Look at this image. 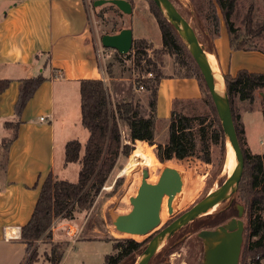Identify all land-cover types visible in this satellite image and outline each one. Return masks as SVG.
Instances as JSON below:
<instances>
[{
	"label": "trees",
	"instance_id": "obj_1",
	"mask_svg": "<svg viewBox=\"0 0 264 264\" xmlns=\"http://www.w3.org/2000/svg\"><path fill=\"white\" fill-rule=\"evenodd\" d=\"M239 0H210L209 12L205 18L206 29L212 39L221 33V22L227 28L230 46L234 50H252L250 38L258 37L264 31V24L257 27L253 24V10L249 8L245 15V32L242 36L236 27L233 15ZM162 35V47L159 55L174 56L175 74L182 77H196L203 90L205 102L211 106V114H187L174 109L169 120L168 139L166 142L157 140V130L161 119L157 116V95L161 78L165 76L158 61L148 55L151 47L146 39H135L128 55L117 52L120 57L133 56L134 69L137 78L150 90L148 104L139 102H113L108 85L101 76L84 78L80 81L81 114L83 125L89 130V138L81 154L82 144L73 139L66 144V162H79L81 168L78 180L58 179L50 172L41 184L40 194L29 221L21 229V239L26 244L28 258L24 264H34L38 249L35 246L40 239H53L52 225L57 219L74 220L76 214L89 211L96 196L108 181L120 156H129L134 150V143L142 140L149 145H156V154L161 162L166 156L184 152L193 154L204 152L210 158V146L221 143L224 149L226 136L218 116L212 96L207 88L202 72L186 44L171 22L159 10L153 0H149ZM133 54V55H132ZM152 72V77L143 74ZM46 80L42 73L19 79L20 90L15 104V120L7 121L5 126L12 131L2 139L1 147L7 158L10 144L17 137L18 125L22 112L28 101L33 97L37 88ZM227 90L231 102L235 127L242 146L244 124L241 116L245 109H239L236 114L233 102L237 98L240 102L252 104L256 92L264 90V72L240 69L235 75L225 74ZM12 79H0V94L10 85ZM262 112L264 115V97L262 98ZM128 131L126 142L122 135V125ZM243 149L245 169L238 188V194L246 206L248 223L245 226L244 242L239 264H263L264 259V155ZM5 158V161H6ZM119 180V179H118ZM116 180V183L118 182ZM197 220L199 223L217 224L219 215ZM113 241L116 253L107 255L105 264H121L126 258L143 249L146 240L138 241L133 237L109 238ZM67 242H55L51 247L49 257L52 264H60L64 257V247Z\"/></svg>",
	"mask_w": 264,
	"mask_h": 264
},
{
	"label": "rangeland",
	"instance_id": "obj_2",
	"mask_svg": "<svg viewBox=\"0 0 264 264\" xmlns=\"http://www.w3.org/2000/svg\"><path fill=\"white\" fill-rule=\"evenodd\" d=\"M175 1L191 20L199 37L207 48L209 50H214L215 40L209 36L206 29L207 21L205 20L207 13L209 12L210 0ZM250 7H252L253 10L254 26L257 27L264 24V0H239L236 12L233 15V20L236 27L239 28V32L242 36H246L245 15ZM94 13V17L92 16L89 22L91 27L97 32L96 34L101 36L104 33L113 32L121 28L123 25L132 24L134 40L146 38V40L151 43V47L148 49V55L158 61V64L162 66L164 73L170 74L175 72L176 69H174L173 65L174 56L170 54H163L161 56L158 53L162 47V38L159 27L157 26V20L154 14H152L149 0H140L137 9L133 12L131 17L124 15L114 5H104L98 8L94 7ZM89 33V36L91 37V31ZM223 38H225V43L221 46L223 47L221 52L222 54L223 52L224 54L227 52L228 56H232L230 64H228L232 74H235L241 68L256 72H264V31L258 37H249L250 44L255 47V49H253L254 51H232L228 44V37L224 36ZM102 51L104 53L102 57L104 69L109 75L108 87L112 101L114 94L120 92L123 96L120 102L124 100H132L134 102H139L142 105L144 103L147 104L150 90L147 89L145 85L142 90H136L134 87L135 81H138V72L134 69L133 56L120 57L117 55V50L105 46L102 47ZM263 97L264 90H262L261 93H259V91L256 92V97L252 104L249 102H240L237 98H235L233 102L236 114L241 108L250 110L244 118V134L241 136L243 148L262 155H264ZM183 108L185 109L183 110ZM174 109L186 112L187 114L210 115L212 112L211 106L205 102L204 97L201 101L194 102L192 105L187 104L186 106L181 107V109L175 105ZM168 131L169 121L166 119L159 126L157 140L160 142H166L168 139ZM11 133L12 131L8 129L2 131L3 136L10 135ZM122 135L126 142L130 143L127 139L128 131L124 124L122 125ZM65 138L69 139L64 141ZM88 138L89 130L82 122L74 127L72 131L67 130L65 133H56L54 148L55 164L53 168L56 178L67 179L73 182L78 180L81 164L79 162H66V144L70 140L78 139L82 144L81 154H83ZM228 140L229 139L225 142L224 149H222L221 143L211 144L209 159L205 157L204 152L197 151L193 154L179 152L166 156V160L161 162L156 154V145H153V151L156 154L155 164L157 167L150 170L149 167L143 166L131 170L132 173L130 171L123 172V170L127 167L133 150L129 156H120L108 181L96 196L92 208L87 212L76 214L74 220H55L52 225V231L60 236H55L54 234L53 239L44 237L36 242L35 246L37 247L38 252L34 264H52L49 259L52 244L61 241L67 242V245L64 247V255L67 249L70 248L62 260V264H105L107 255L117 252V250L113 248V241L109 240V238L122 239L129 237L122 235V233L116 230L114 220L117 215L127 213L131 210L132 204L130 197L137 194L142 180L143 169L147 168L149 170L148 181L155 184L160 182V173L166 165L170 164L181 168L189 179L188 186L185 190V203L183 205L185 208L202 197L213 186L228 179V175L225 173ZM136 142L137 141L134 143V147H136ZM5 158V152L3 148L0 147V183H2L4 178L7 177L2 170ZM116 180H118V182L116 183V186H114ZM241 207H243L244 212L242 219L244 220L245 225H247L248 217L246 206L237 191L224 199L221 204L213 206L200 216L195 217L194 220L177 232L170 239L154 264H204V242L198 236V232L203 228H215L219 224L227 222L232 215H237L238 212H240ZM175 215L176 214L173 213L170 219ZM208 215H211L212 217L219 215V223H209L204 225L197 221L201 219L211 221L213 218L206 219ZM170 219L168 221H170ZM166 223L161 227L154 229L144 237L139 239L135 238L138 241L147 239L143 249L126 258L121 264H134L144 256L146 252L145 249L160 233ZM73 225H76L77 227L75 226L76 230L71 233L70 227ZM56 237H61L63 240H55L57 239ZM88 239L93 240L88 241ZM17 248L16 252L13 250L4 254L3 252H0V264H24L28 255L25 254L23 247L21 253L20 246Z\"/></svg>",
	"mask_w": 264,
	"mask_h": 264
},
{
	"label": "crops",
	"instance_id": "obj_3",
	"mask_svg": "<svg viewBox=\"0 0 264 264\" xmlns=\"http://www.w3.org/2000/svg\"><path fill=\"white\" fill-rule=\"evenodd\" d=\"M93 1L0 0V79H12L0 94V147L5 136L2 131L7 129L5 123L16 118L19 79L40 73L46 76L22 112L17 137L9 146L2 168L7 176L0 183V252L3 254L16 252L19 246L20 253L23 247L26 254L21 229L32 216L41 184L53 172L56 133L72 131L82 122L80 81L98 77L104 69L97 52L102 48L101 36L89 22L95 15ZM129 1L134 12L140 0ZM221 23V33L214 39L215 48L211 51L217 55L223 73L235 75L240 69L231 73L228 64L232 56L221 52L225 43L223 37H228L232 51L254 50L232 49L225 23L223 20ZM134 87L141 90L136 84ZM203 97L196 77L165 73L158 86L157 116L161 123L169 121L175 105L181 109ZM122 98L121 93L116 92L113 102H120ZM249 111L245 110L241 116L243 124ZM8 230H17V234L8 236Z\"/></svg>",
	"mask_w": 264,
	"mask_h": 264
},
{
	"label": "water",
	"instance_id": "obj_4",
	"mask_svg": "<svg viewBox=\"0 0 264 264\" xmlns=\"http://www.w3.org/2000/svg\"><path fill=\"white\" fill-rule=\"evenodd\" d=\"M153 1L180 34L198 64L215 104L226 140L229 139L233 147L237 169L231 177L216 184L202 197L184 208L185 190L189 182L185 172L177 166L166 165L159 176L160 185H155L148 181L149 170L144 168L137 194L130 197L131 210L115 217L116 230L120 233L133 235L147 234L160 222V208L165 195L168 197L169 211L176 215L166 223L151 244L147 246L144 256L134 264H154L170 239L197 217L193 214L199 207L214 197H225L226 199L238 191L245 169L244 153L235 127L225 74L221 69L217 55L207 48L191 20L175 0ZM104 5H114L129 17L133 14V4L129 0L93 1L95 8ZM100 41L103 46L111 47L119 53L127 55L133 47V26L127 24L113 32L104 33L101 35ZM209 55L214 56L216 72L212 69ZM242 212L243 207L240 208V217H232L215 228H203L198 232V236L204 242V264L239 263L246 226L241 217Z\"/></svg>",
	"mask_w": 264,
	"mask_h": 264
},
{
	"label": "bare ground",
	"instance_id": "obj_5",
	"mask_svg": "<svg viewBox=\"0 0 264 264\" xmlns=\"http://www.w3.org/2000/svg\"><path fill=\"white\" fill-rule=\"evenodd\" d=\"M209 61L211 63V66L215 70V59L213 55H209ZM216 72V70H215ZM153 145H149V143L142 141V140H137L136 142V147L133 150V153L131 157L129 158V163L127 167L123 170V172H131V170L141 168L143 166L149 167L151 169H155L157 167L156 163V154L153 151ZM237 169V161H236V156L233 150V147L231 145L230 140H228L227 143V156H226V162H225V173L228 175V178L231 177ZM132 173V172H131ZM140 178V177H139ZM155 185H160L159 183H155ZM167 195H165L163 199V203L160 208V222L153 227L148 233L152 232L154 229H157L161 227L163 224H165L170 217L172 216L173 213H171L168 210V204H167ZM225 197H214L205 204H203L201 207H199L193 216H200L202 213L206 212L209 210L211 207L216 206L218 204H221ZM113 227V226H112ZM111 227V228H112ZM76 230V227L73 225L70 227V232L73 233ZM114 232V230H113ZM147 233V234H148ZM17 230H8L7 235H16ZM115 234V233H114ZM147 234L143 235H133V234H128V233H122L124 236H129V237H134V238H141L146 236Z\"/></svg>",
	"mask_w": 264,
	"mask_h": 264
},
{
	"label": "built area",
	"instance_id": "obj_6",
	"mask_svg": "<svg viewBox=\"0 0 264 264\" xmlns=\"http://www.w3.org/2000/svg\"><path fill=\"white\" fill-rule=\"evenodd\" d=\"M100 45H101V47H103V45L101 44V41H100ZM97 52H98L99 58H102L103 55H104V53L102 51V48L97 49ZM100 76H101L102 80L106 83V85H108L109 75H108V73L106 72L105 69L102 70V73H101ZM145 76L146 77H152L153 73L152 72H148L147 74H143L142 78L145 77ZM135 84L138 85L137 87L139 89H141V90L144 89V84L140 80H138L137 82L135 81ZM42 119H44V117H42Z\"/></svg>",
	"mask_w": 264,
	"mask_h": 264
},
{
	"label": "flooded vegetation",
	"instance_id": "obj_7",
	"mask_svg": "<svg viewBox=\"0 0 264 264\" xmlns=\"http://www.w3.org/2000/svg\"><path fill=\"white\" fill-rule=\"evenodd\" d=\"M240 212H238V214L237 215H232L230 218H232V217H240ZM243 214H244V212H242V216L241 217H243Z\"/></svg>",
	"mask_w": 264,
	"mask_h": 264
}]
</instances>
